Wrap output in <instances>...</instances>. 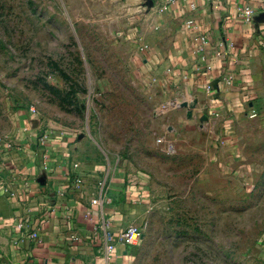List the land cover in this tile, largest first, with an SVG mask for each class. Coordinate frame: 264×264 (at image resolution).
I'll return each mask as SVG.
<instances>
[{
	"label": "rangeland",
	"instance_id": "obj_1",
	"mask_svg": "<svg viewBox=\"0 0 264 264\" xmlns=\"http://www.w3.org/2000/svg\"><path fill=\"white\" fill-rule=\"evenodd\" d=\"M116 2L0 0V177L66 156L97 172L144 234L132 264H264V120L171 122L146 12Z\"/></svg>",
	"mask_w": 264,
	"mask_h": 264
},
{
	"label": "crops",
	"instance_id": "obj_2",
	"mask_svg": "<svg viewBox=\"0 0 264 264\" xmlns=\"http://www.w3.org/2000/svg\"><path fill=\"white\" fill-rule=\"evenodd\" d=\"M125 1L126 11L146 12L140 42L158 60L157 87L163 107L173 109L171 122L231 128L264 120V0H194V10L180 2L164 13H157L163 0ZM246 6L257 13L251 21ZM64 163L49 170L32 163L9 176L15 195L0 196V264H132L123 243L105 251L103 227H125L99 174L81 165L77 186L75 168ZM22 219L40 229V243L17 228Z\"/></svg>",
	"mask_w": 264,
	"mask_h": 264
},
{
	"label": "built area",
	"instance_id": "obj_3",
	"mask_svg": "<svg viewBox=\"0 0 264 264\" xmlns=\"http://www.w3.org/2000/svg\"><path fill=\"white\" fill-rule=\"evenodd\" d=\"M180 2H187V4L191 7V9H195L196 8V4L194 2V0H163V3L158 7L159 11H164L165 9H167L169 6H173V5H177ZM242 13L244 15V18L247 21H251L256 15V11L254 9H252L249 6H246L242 9ZM189 24H192L193 21L190 20L188 22ZM204 40V39H203ZM260 46L262 49H264V33L261 34L260 36ZM255 115V114H254ZM48 139V135L45 134L41 137V140L44 142ZM49 161V160H47ZM45 163V168L46 169H51L53 168V165H51L50 163H47L46 160L44 161ZM75 168L74 173L73 174V179H74V183L79 186L82 184L83 182V177L82 175H80L79 173H77V171H79L80 169V165L78 163H74V165L72 166ZM15 195V193L12 192L10 184L8 183V181H6L5 179L0 177V196H5V197H13ZM100 203V201L97 199L94 201V203ZM17 228L20 231H24L29 238H31L32 240L40 243L42 241L41 239V231L40 229H36L32 226H29L27 224V222L25 220H21L18 225ZM103 238H104V245H105V251L106 253H111L113 252L118 243H123V244H137L139 242H141V240L144 237V234L142 233L141 229L136 226V225H130L127 226L125 228H121L118 231H113L108 229V227H103ZM73 241H77V237H72Z\"/></svg>",
	"mask_w": 264,
	"mask_h": 264
}]
</instances>
